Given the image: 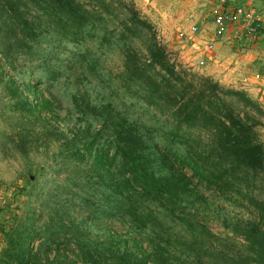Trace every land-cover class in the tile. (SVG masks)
<instances>
[{"label": "trees", "instance_id": "obj_1", "mask_svg": "<svg viewBox=\"0 0 264 264\" xmlns=\"http://www.w3.org/2000/svg\"><path fill=\"white\" fill-rule=\"evenodd\" d=\"M93 40L122 57L111 92L134 98L144 112L112 98L96 100L82 87L87 77L77 79L68 107L75 125L65 132L56 125L62 105L53 83L42 87V79L23 77L26 65L18 61H48L44 45L66 42L79 48L73 58L81 66L92 60L95 70L101 59L80 49ZM171 53L132 3L0 0L7 97L0 116L20 115L21 153L28 154L30 143L57 141L58 174L64 172L37 206L31 203L5 228L0 264H264V199L255 193L264 175L257 130L264 108L245 90L192 72ZM194 179L249 216L219 215L227 233H214L205 220L213 202ZM115 221L125 233L111 226ZM99 225L102 234L93 231Z\"/></svg>", "mask_w": 264, "mask_h": 264}, {"label": "rangeland", "instance_id": "obj_2", "mask_svg": "<svg viewBox=\"0 0 264 264\" xmlns=\"http://www.w3.org/2000/svg\"><path fill=\"white\" fill-rule=\"evenodd\" d=\"M246 1L240 0L238 3L237 0H114L118 7L123 3L134 4L141 14L152 22L160 39L172 52L173 60L183 64L192 72L211 76L225 86L245 90L264 108V93L257 89L259 85L257 81L264 79V42L240 39L241 24L231 25L230 31L224 37L216 35L214 10L220 8L226 11H236L240 7H245L255 11L256 8H250ZM192 25L198 27L195 35L181 36V32L188 30ZM195 39H197L196 46ZM139 45L142 47V44ZM44 47L46 48L44 52L50 54L51 59L49 58L48 61L37 59L31 66L27 64L29 61L21 59L18 65L20 68L26 65L23 77L28 78L32 74L35 76V81L42 79V87H47L51 84L50 82L53 83L51 90L59 96L62 105L58 109L61 116L56 121L57 128L62 131L68 132L69 128L75 125V118L69 117L68 107L69 100L76 90L77 79L87 77L81 81L82 87L89 89L96 100L112 98L123 105L124 103L133 105L136 102L134 98L127 96L117 99V96L111 92L114 87L118 86V75L123 70L122 57L115 50L100 48L96 40L80 47L81 51L88 54L91 59L93 57L101 59L95 64L96 67L93 70L89 68V65L94 64L92 60L84 62V66H81V62L73 58L79 48L72 43L64 42L60 48H53L47 44ZM242 59L245 62L241 65ZM200 60H204L205 63L200 64ZM3 65L9 75H14L15 71L10 65L5 62ZM1 67L0 63V69ZM229 71L238 77L236 82H225L224 78ZM55 74L58 78L51 80L50 77H54ZM18 77L22 78L21 75ZM245 78L250 79L245 80ZM4 86L5 82L3 78H0V113L4 111V105L7 103V97L3 91ZM118 93L120 94L119 90ZM131 110L144 112L140 103L133 105ZM19 117L18 113L11 111H8L5 117L0 116V249L5 245L3 233L5 228H8V224L16 216L26 214L30 210L31 203L37 206L49 184L58 176H64V172L58 174L61 157L56 156L59 149L57 141L50 140L49 144L40 142L35 148L34 143H30L27 146L28 154L19 151L17 146L18 132L21 128ZM27 118L34 120V117ZM260 119L262 123L257 130L260 139L264 142V116ZM163 121L160 119L158 124H163ZM27 127L29 131L32 130L34 138V125L28 124ZM188 175H191V171H188ZM262 177L263 181L261 179L255 193L264 199V175ZM197 182V179H194L198 188L213 202L212 210L206 214L205 220L214 233L218 235L227 233V229L219 221V215H227L232 219L249 216L247 210L220 200L211 190ZM99 226H93L94 233L104 232L101 225ZM111 226L121 233L126 231V226L117 221L112 222ZM34 244L37 246L38 242L34 241Z\"/></svg>", "mask_w": 264, "mask_h": 264}, {"label": "built area", "instance_id": "obj_3", "mask_svg": "<svg viewBox=\"0 0 264 264\" xmlns=\"http://www.w3.org/2000/svg\"><path fill=\"white\" fill-rule=\"evenodd\" d=\"M214 23L216 25V35L224 37L230 31L231 25L241 24L240 39H251L257 41L261 35V28L264 23V4L259 11L248 10L240 7L236 11H226L220 8L214 10ZM198 31L196 25H192L188 30L182 31L181 36H194ZM204 64V60L199 61Z\"/></svg>", "mask_w": 264, "mask_h": 264}, {"label": "crops", "instance_id": "obj_4", "mask_svg": "<svg viewBox=\"0 0 264 264\" xmlns=\"http://www.w3.org/2000/svg\"><path fill=\"white\" fill-rule=\"evenodd\" d=\"M231 1V0H230ZM238 1V3H240V0H237ZM248 4H249V7L250 8H256V9H259V8H261V6L263 5V3H264V0H247L246 1ZM255 9V10H256ZM264 25V24H263ZM264 27V26H263ZM261 43L262 42H264V28H263V31L261 32V35H260V37H259V39H258ZM258 41V42H259ZM194 43H195V46H196V43H197V39H195V41H194ZM243 61L241 62V65H242V63L243 62H245V60L244 59H242ZM240 65V66H241ZM227 76L224 78V80H225V82H229V83H231V82H236L237 81V79H238V77L237 76H234L230 71L226 74ZM258 76L259 77H261V75H259L258 74ZM257 78V77H256ZM246 79H250V78H245V80ZM254 81H257V79H253ZM245 82H247V81H245ZM257 82H259V85L257 86V89L259 90V91H263V93H264V79H261V80H258ZM256 95H259L258 93H256Z\"/></svg>", "mask_w": 264, "mask_h": 264}]
</instances>
